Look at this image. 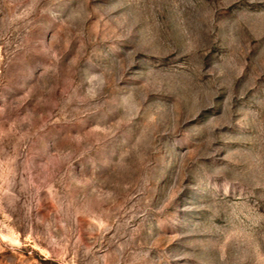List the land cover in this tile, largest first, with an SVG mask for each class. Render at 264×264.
Instances as JSON below:
<instances>
[{"label": "rangeland", "instance_id": "obj_1", "mask_svg": "<svg viewBox=\"0 0 264 264\" xmlns=\"http://www.w3.org/2000/svg\"><path fill=\"white\" fill-rule=\"evenodd\" d=\"M0 264H264V0H0Z\"/></svg>", "mask_w": 264, "mask_h": 264}]
</instances>
